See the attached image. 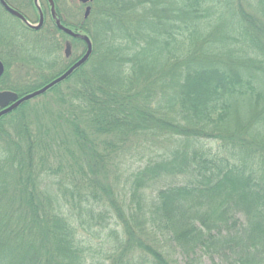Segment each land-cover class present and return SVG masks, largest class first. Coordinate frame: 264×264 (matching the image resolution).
Here are the masks:
<instances>
[{"label": "trees", "instance_id": "1", "mask_svg": "<svg viewBox=\"0 0 264 264\" xmlns=\"http://www.w3.org/2000/svg\"><path fill=\"white\" fill-rule=\"evenodd\" d=\"M53 2L92 52L0 116V264H264V0H93L86 18ZM42 4L40 31L0 6V90L35 91L86 50ZM49 93L63 106L28 108Z\"/></svg>", "mask_w": 264, "mask_h": 264}, {"label": "water", "instance_id": "2", "mask_svg": "<svg viewBox=\"0 0 264 264\" xmlns=\"http://www.w3.org/2000/svg\"><path fill=\"white\" fill-rule=\"evenodd\" d=\"M76 1H78L82 4H87V6L85 7V12H84V17L86 18L89 14V11H90V6L88 4L90 2H92L93 0H76ZM35 2H36V6H37L38 10L40 11V8L37 4V0H35ZM48 2L50 4L51 14H52L53 18L55 19V24H56L57 28L59 30H61L63 33L67 34L68 36H71L73 38H79V39L83 40L86 44V50H85L84 54L78 60H76L66 71H64L61 75L54 78L52 81L48 82L47 84H45L44 86H42L41 88H39L35 91L27 93L23 96H19L16 92H13L10 90H1L0 91V116L12 111L18 105H20L22 102L29 100L31 98H34L35 96H38V95L44 93L47 89L51 88L55 84L65 80L68 76H70L72 74V72L75 69H77L78 67L83 65L88 60V58L92 52V43H91L90 38L86 34H82L80 32H75L72 29L64 26L56 16L53 1L48 0ZM0 3L4 6V8L9 13L20 18L29 27H31L33 29H39L42 26L43 14L41 11H40V17H39L38 23L32 24L28 20H26L19 12L10 8L4 2V0H0ZM70 49H71L70 42L69 41L65 42L64 54L66 57L69 56ZM3 70H4V67H3L2 62L0 61V75L3 73Z\"/></svg>", "mask_w": 264, "mask_h": 264}, {"label": "rangeland", "instance_id": "3", "mask_svg": "<svg viewBox=\"0 0 264 264\" xmlns=\"http://www.w3.org/2000/svg\"><path fill=\"white\" fill-rule=\"evenodd\" d=\"M65 2H66V4H68V2H69L70 6L73 7L76 4V2H78V1H76V0L75 1L74 0L73 1L72 0L71 1L65 0ZM82 9L84 10V8H82ZM81 12H83V11H81ZM12 25L14 26V32L15 33H18V34L27 33L20 28V26L18 25L17 22H12ZM20 43L22 45L27 46L26 49L28 50L27 51L28 55L30 54L32 57H38L40 59H42V58L47 59L48 52L45 48V45L42 43V41H39V43H38L34 40V38L32 36H30V35L26 36L25 35L23 38H21ZM37 43H38V45H37ZM19 63H20V61L14 62L13 64L9 65V71L8 72H10L13 75V77H18L20 79H26L23 77H25L27 73L32 74L34 77L37 76V73L34 72V69L31 66L24 65L23 63H20V64ZM30 79H31V77H30ZM22 85H23L22 87H24L25 85H28V83L25 85L23 83ZM53 95L54 94L49 93V94H45L44 96H41L39 98L33 99L30 102L28 108L32 109L33 107H35L36 110H39L42 108V109H46L45 112L51 113V110H53L54 107H62L63 106L62 103L59 101L60 98H59V100L56 99V101L54 99H52L50 102V99L53 97ZM44 105H45V108H44ZM49 108H50V110H49ZM39 112L41 113V115L44 114L43 111H39ZM46 130H50V129L46 128ZM57 134L62 135L61 132H57Z\"/></svg>", "mask_w": 264, "mask_h": 264}, {"label": "flooded vegetation", "instance_id": "4", "mask_svg": "<svg viewBox=\"0 0 264 264\" xmlns=\"http://www.w3.org/2000/svg\"><path fill=\"white\" fill-rule=\"evenodd\" d=\"M43 1H46V3H47V5H48V11H49V16H50V18L52 19V20H54L55 21V19L53 18V16H52V14H51V10H50V4H49V2H48V0H37V4H38V6H39V8H40V11L44 14L43 16H44V19H45V10H43L42 8L44 7L43 6ZM53 1V0H52ZM4 2L8 5V3L4 0ZM32 4H33V6H34V9H35V11L37 12V15H38V19L37 20H35V21H33V22H31L30 21V23H32V24H36V23H38V21H39V17H40V11L38 10V8H37V6H36V2H35V0H32ZM53 4H54V2H53ZM0 6H2V8L5 10V11H7L5 8H4V6L0 3ZM9 6V5H8ZM87 6V5H86ZM85 6V7H86ZM10 7V6H9ZM11 8V7H10ZM13 9V8H12ZM15 10V9H14ZM8 12V11H7ZM18 12V11H17ZM9 13V12H8ZM11 14V13H10ZM22 15V14H21ZM14 16V15H13ZM16 17V16H15ZM17 19H19L22 23H24L20 18H18V17H16ZM25 24V23H24ZM26 25V24H25ZM40 29L41 28H39V29H33L32 28V30H34V31H40ZM67 35V34H66ZM69 37H71V36H69ZM71 38H73V37H71ZM79 39V38H78ZM67 41H69L70 42V40H65L64 41V45H65V42H67ZM86 45V44H85ZM70 46H71V42H70ZM84 54V53H83ZM82 54V55H83ZM63 55H64V57L65 58H72L71 56H72V47H71V49H70V54H69V56L68 57H66L65 56V54H64V48H63ZM81 55V56H82ZM81 56H79L78 55V57L77 58H74L73 60V62L72 63H70V65L67 67V69L76 61V60H78ZM1 62H2V64H3V67H4V70H3V73L5 72V64L3 63V61L2 60H0ZM14 63V62H13ZM66 69V70H67ZM65 70V71H66ZM3 73L0 75V78L2 77V75H3ZM1 91V90H0ZM10 91H12V90H10ZM13 92H15V91H13ZM17 93V92H16ZM18 94V93H17ZM19 95V94H18Z\"/></svg>", "mask_w": 264, "mask_h": 264}]
</instances>
